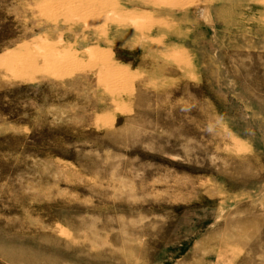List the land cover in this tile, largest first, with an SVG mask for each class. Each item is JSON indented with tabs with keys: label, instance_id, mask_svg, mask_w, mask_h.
<instances>
[{
	"label": "rangeland",
	"instance_id": "374dc122",
	"mask_svg": "<svg viewBox=\"0 0 264 264\" xmlns=\"http://www.w3.org/2000/svg\"><path fill=\"white\" fill-rule=\"evenodd\" d=\"M0 264H264V0H0Z\"/></svg>",
	"mask_w": 264,
	"mask_h": 264
}]
</instances>
